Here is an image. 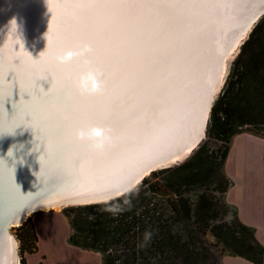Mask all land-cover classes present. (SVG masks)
<instances>
[{
    "label": "bare ground",
    "instance_id": "6f19581e",
    "mask_svg": "<svg viewBox=\"0 0 264 264\" xmlns=\"http://www.w3.org/2000/svg\"><path fill=\"white\" fill-rule=\"evenodd\" d=\"M261 11L264 0H208L196 5L186 0L155 5L0 0L2 75L7 76L11 67L22 86L33 77L52 78L51 87L48 80L37 81L45 91L50 87L52 95L46 101L35 93L25 101L28 95L21 96L11 74L0 88V95H11L12 82V94L18 92L16 111L5 117L12 128L16 118L24 121L27 115L33 130L41 133L30 180L34 172L41 179L49 167L58 174L53 186L38 195L41 200L104 193L135 180L148 164L167 166L186 155L203 134L210 100L222 83L228 58ZM85 42L99 56L96 65L104 62L107 90L102 96L64 90L69 70L50 59L53 52ZM16 57H22L19 66L12 64ZM151 67L156 70L147 85H138L140 73ZM105 117H111L116 131L102 153L73 139L75 127L99 126ZM63 119L69 122L58 132ZM12 148L16 150L7 151L9 158L0 154V200L8 209L0 212L3 218L25 199L20 178L10 173L13 163L24 161L26 154ZM17 179L20 184L13 182ZM49 209L59 210L52 203L42 210ZM2 236L0 264H12L17 240Z\"/></svg>",
    "mask_w": 264,
    "mask_h": 264
},
{
    "label": "trees",
    "instance_id": "16d2710c",
    "mask_svg": "<svg viewBox=\"0 0 264 264\" xmlns=\"http://www.w3.org/2000/svg\"><path fill=\"white\" fill-rule=\"evenodd\" d=\"M249 40L235 61L236 68L225 91L211 109L206 140L213 137L223 142V145L217 150H210L205 140L187 161L169 170L168 175L157 181H152V178L168 170L152 172L143 179L136 191L127 192L108 203L77 206L68 212V208L64 209L63 213L71 227L69 241L72 245L100 252L102 264H146L147 254L155 253L156 256L165 252L170 259L178 253V248L180 253H183L184 248L188 251L184 237L179 233H171L172 225L174 227L180 221H188L199 226L200 235L209 231L215 244L220 246V255L232 254L255 264H264V248L256 240L253 231L237 218L233 208L223 203L222 214L231 216L232 220L215 223L218 211L214 210L216 203L213 198L201 194L192 207L181 189L198 184L213 186L214 190L225 192L229 179L223 171V165L231 137L240 132L243 125H264V42L256 39L259 45L254 43L247 48L255 40L253 35ZM162 188L168 189L174 197L157 198L162 196L158 193ZM111 204L116 207H108ZM104 207L107 209L102 210ZM90 214L93 216L90 217ZM24 226L27 230L21 240L22 254L32 252L37 247L30 217L20 228ZM147 233H151L150 240H146ZM130 241L133 245L129 244ZM186 258L193 260L188 264L207 262L206 256L191 251ZM20 263H25L23 256ZM167 264L177 263L170 259Z\"/></svg>",
    "mask_w": 264,
    "mask_h": 264
},
{
    "label": "crops",
    "instance_id": "0c3cea01",
    "mask_svg": "<svg viewBox=\"0 0 264 264\" xmlns=\"http://www.w3.org/2000/svg\"><path fill=\"white\" fill-rule=\"evenodd\" d=\"M223 171L229 179L225 203L249 227L264 248V134L242 130L231 137ZM37 237L36 250L23 252L24 264H102V254L69 241L71 227L62 211L37 210L29 216ZM59 225V226H56ZM218 264H255L221 254Z\"/></svg>",
    "mask_w": 264,
    "mask_h": 264
},
{
    "label": "water",
    "instance_id": "95a60500",
    "mask_svg": "<svg viewBox=\"0 0 264 264\" xmlns=\"http://www.w3.org/2000/svg\"><path fill=\"white\" fill-rule=\"evenodd\" d=\"M263 14L264 11H261L260 15L256 18V20ZM256 20H254L251 23V26L254 24ZM214 95H216V93ZM3 96L8 97L10 95L5 94ZM17 97H18V92L16 90L11 97L6 98L3 101H0V103H2L4 106L3 115L2 118H0V154L4 152L5 155H7V157L9 158L7 151L16 150L12 147L18 148L26 154L24 161L18 160L14 162L13 167H11L10 174L14 177L20 178L22 182V188L23 187L25 188V191L22 193L24 195L23 198L25 199L18 210L6 214L7 217L4 218L2 216L0 217V234L3 235L2 237H4V239L6 240L11 238L16 239L15 236L12 235L10 232V228L12 226L23 220L27 214H31L32 212H35L38 209L42 210L43 208L46 207V205H48V203H52L53 207L61 208V209L72 206L106 203L110 200L119 198L120 196L124 195L127 192L132 191L134 188L138 186V184H140L143 181V179L146 176H148L152 172L169 168L172 164L179 162L181 159H183L189 153H191L205 136V129L209 119L211 106L213 102V100H210L209 110L204 120L202 136L200 137V139H198L195 142L193 146H191V148L186 153V155H184L181 159H176L174 163L167 166L158 167L157 165L155 166L154 164H148L146 165V167H144L141 171H139L136 174L134 178L135 180L127 182L125 184L118 185L117 187L108 190L107 192L98 193L95 191V192H87L78 195L73 194L66 198H61L60 200H56L55 202L53 200H47V199L41 200L40 196H38L44 190L53 186V183L56 181V177L58 174L55 173L56 171L54 170V168L49 167L48 171H46L43 174L41 179L37 178L36 172H34V178L30 180L32 166L34 167V163H36V156L39 153L37 152L39 150V148L37 147V140L41 133L40 132L36 133V131L34 130L32 131L30 127H25L24 125H20L19 127L15 128V126L18 123L24 122L19 118H16L14 120V128H15L14 129L12 128V123L5 119V117L10 116V111L14 109L13 107H15V104L13 102L17 99ZM6 111L9 112V114H6L7 113ZM41 144H42V140H40V146ZM13 182H17L19 184L21 183L18 179L14 180ZM0 187L2 186L0 185ZM6 210L8 209L4 207V205L0 200V212ZM13 251H14V255H13L12 264H17V262H19L20 260L17 246Z\"/></svg>",
    "mask_w": 264,
    "mask_h": 264
},
{
    "label": "rangeland",
    "instance_id": "374dc122",
    "mask_svg": "<svg viewBox=\"0 0 264 264\" xmlns=\"http://www.w3.org/2000/svg\"><path fill=\"white\" fill-rule=\"evenodd\" d=\"M252 35H253V39H255V40L250 42L249 46L246 45L247 48L252 47L254 43L259 45V43H258L259 41L264 42V14L261 15L254 22V24L248 30V32L245 35V37L243 38V40L240 42V44H238V46L235 48V50L232 52V54L228 58L225 73L223 76V80H222V83H221L218 91L216 92V95L213 96L214 99H212L213 100L212 106L215 104L217 99L225 91L227 84H228V82H229V80H230V78H231V76H232V74L236 68V62L235 61L239 57V54L242 51L244 44L247 43V41L250 39V37H252ZM256 39L258 40V42ZM232 79H235V78H232ZM212 106H211V109H212ZM210 115H211V111H210ZM210 115H209V119H210ZM209 119H208L206 129H205V136L203 137L201 142L194 148V150L191 153H189L188 156L181 159L179 162L172 164L169 168L162 169V170H168V171L163 172V173H159L156 177L152 178V181L159 180L160 177L168 175L169 170L171 171L174 168L182 165L185 161H187L190 158V156L195 152V150H197L199 145L202 144L206 139H208L207 138V135H208L207 130H208ZM242 130H248V131H252L254 133H258V134H264V125H260V126L243 125V126H241V131ZM206 142H207L206 145L208 148H210V150H213V149L217 150V149H219L220 146L223 145L222 144L223 142H221L220 140L218 141L217 139H215L213 137L210 138L209 141L206 140ZM216 150H214V151H216ZM148 176H146V177H148ZM142 182L140 184H138V186L136 188H134L132 191H136L140 187ZM181 189H182V194L186 198H188L189 201L192 203V207L195 206V204L197 203L201 194H205L210 199L213 198L214 202L216 203L214 210L218 211L217 212L218 215L216 218L217 220H214L215 223L223 222V221L230 222L232 220L231 216H229V215L224 216L221 212V210L223 208V203H225L224 195H225L226 191L221 192V191L214 190L213 186H200L198 184L193 185V186H183ZM158 193H160V195H162V196H157V198L162 197L165 199H168V198L172 199L174 197L173 193L170 192L168 189L166 190V189L162 188L158 191ZM110 201H108V202H110ZM108 202H106V203H108ZM124 202L125 201H122V204H125ZM72 207H70V208L66 207L63 209L59 208V211L65 212L64 209L68 208L66 210L68 212V210L74 209L77 206H72ZM108 207L114 208V207H116V205L111 204ZM104 209H107V208L106 207L102 208V210H104ZM56 210H58V209H56ZM30 215L31 214L25 216L24 219L19 224H16L10 228L11 234L14 235L16 240H17L16 246L18 249L19 259H21V257H22V252L20 251V247L22 245L21 240H22L23 236L26 235V234L24 235V232L27 230L26 226H24L22 229L20 228V226L23 224V222L26 220V218L29 217ZM208 215H211V212H208ZM92 216L93 215L90 214V217H92ZM56 226H59V225H56ZM171 227H172L171 233L181 234V236L184 237L185 243H187L186 247H188V251L184 248L183 253H180V249L178 248V250H179L178 253H176L175 256H173V255L171 256L170 259L175 261V263H177V264H188V263H190V261H193L192 259L191 260L187 259V258L185 259V256L187 254H189L190 251L197 253V255L200 253L201 256H206V260H207L206 264H216V262L218 263L219 258L221 256L219 254L220 246L215 244V240H214L213 236L209 233V231H207V233L205 235H200L201 232L198 229L199 226H194L192 223H190L188 221L185 223H182V221H180L178 223V226L176 225L173 227V225H172ZM178 242H180V241L178 240ZM129 244L133 245V242L130 241ZM117 253H119V252H117ZM146 256L148 257V259L146 257V264H167L170 261V259H168L169 258L168 255L165 252H162L160 255L157 254L156 256H155V253L154 254H147Z\"/></svg>",
    "mask_w": 264,
    "mask_h": 264
},
{
    "label": "snow or ice",
    "instance_id": "6c2138e0",
    "mask_svg": "<svg viewBox=\"0 0 264 264\" xmlns=\"http://www.w3.org/2000/svg\"><path fill=\"white\" fill-rule=\"evenodd\" d=\"M107 2H109V3H119L121 5H123V4L155 5V4L163 3L164 0H107ZM207 2H208V0H186V3L189 4V5L203 4V3H207ZM214 2H215V0H214ZM225 2H227V0H225ZM49 43H51V41H49ZM77 48L78 47H72V48H68L66 50L76 51ZM16 59L19 60V63H13V61L16 60ZM98 59H99V56L96 53V50H95L94 46L91 45V52L89 54H87L84 57H81V58L73 61L70 65H60L61 67L69 70L67 72V81L65 83L64 90H72V91L76 92L77 90L74 87L73 81L83 71L86 70V67L82 63V61L86 60L88 62L87 66H92V65H96L97 64ZM21 60H22V57H16V58H14L12 60V64L19 66L21 64ZM2 62H3V56H2V54H0V64H2ZM99 68H100V70H101V72L103 74L102 75V78H103L104 75H105L104 62H101ZM155 70H156L155 67H151V68H148L146 71H142L140 73V75H139V78H138V85L146 86L148 81H149V79H150V77L152 76V73ZM2 71H3L2 68H0V77H2V79H0V88L3 87V81H8L6 79V77H8L11 74L12 81H14L16 85H18V87L20 89L21 96L24 97V94L28 95L29 99L25 100L23 98L25 101H28V100H30L32 98V93H35L38 97H41L45 101L48 100L49 97L52 95V93L50 91V87H51L50 81L52 79L51 77H45V78L33 77L31 81L27 82L25 85L22 86L19 83V81L16 79L17 73H16L15 70H13L10 67L9 70H8L7 76H3L2 75ZM120 75L121 76L123 75V71L121 72ZM38 80H48V82L50 84V87L47 89V91H45L44 88L41 87L37 83ZM103 81H104V90H103V94L102 95H104L106 90H107V85L105 84V80L103 79ZM11 85H12V87H11V95L8 96V97H4L3 95H0V101H3L6 98H9V97L12 96V88H13V83L12 82H11ZM80 95H82V94H80ZM82 96H85V95H82ZM3 109H4V106H3L2 103H0V118H2ZM15 111H16V109H15ZM9 118L11 119V117H9ZM31 119H32L31 116H27L26 115L24 117V122L18 123L15 126V128L19 127L20 125H24L25 127H30L32 129V131H33V126H32L31 123H29L31 121ZM51 119H52V117L48 118V120H51ZM45 122H47V121H45ZM68 122H69L68 119H63V123H62L61 127L58 129V132L62 131L64 126H66L68 124ZM87 127H90V125L87 124V123L83 124L80 127H75L72 130L73 139L75 140V132H76L77 129H86ZM96 127H106L108 129H110V135L111 136H113L114 132L116 131V125L112 123L111 117H105L104 120H103V123L101 125H99V126H96ZM36 131H37V133H39L38 129ZM82 143H84V142H82ZM58 155H59V153H58Z\"/></svg>",
    "mask_w": 264,
    "mask_h": 264
},
{
    "label": "clouds",
    "instance_id": "9594fccd",
    "mask_svg": "<svg viewBox=\"0 0 264 264\" xmlns=\"http://www.w3.org/2000/svg\"><path fill=\"white\" fill-rule=\"evenodd\" d=\"M91 52L89 42L82 43L76 51L63 50L51 54V62L58 65H70L73 61L84 57ZM86 70L83 71L74 81L77 92L85 96H99L103 94L104 81L102 72L97 65L87 66L88 62L82 61ZM75 140L87 143L89 148L96 153H102L112 144L110 129L106 127L90 126L86 129H77ZM151 233L146 234V240H150Z\"/></svg>",
    "mask_w": 264,
    "mask_h": 264
}]
</instances>
